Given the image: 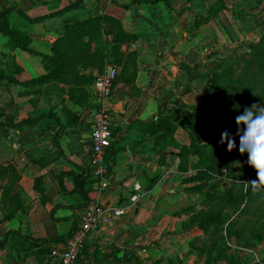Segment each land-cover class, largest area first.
<instances>
[{
    "label": "crops",
    "instance_id": "obj_1",
    "mask_svg": "<svg viewBox=\"0 0 264 264\" xmlns=\"http://www.w3.org/2000/svg\"><path fill=\"white\" fill-rule=\"evenodd\" d=\"M244 3L227 0L224 6L218 0H0V12L12 10L7 13L10 26L21 34L22 41L29 40L33 51L12 48L9 38L0 31V53L11 59L4 62H11L10 76L18 82L46 74L43 56L53 55V45L64 36L68 24L99 16L118 22L125 34L121 36L123 60L136 54L138 69L134 85L119 82L114 89L116 97L110 111L117 134L115 150L107 156L110 173L104 182L92 175L89 159L91 121L98 108L94 86L87 107L71 102L67 94L70 86L62 83L58 87L54 83L29 87L11 84V95L0 90V113L8 114L13 121L0 139V165L14 167L17 174H8L0 186L8 179H18L13 189L20 192L23 209L21 215L8 218L0 189V242L9 234L6 245L0 248V264H59L53 258L51 262L40 261L32 254L35 250L12 232L22 231L37 240L52 239L54 249L62 248L79 227L84 211L95 205L129 210L121 219L93 231L82 259L75 264L199 262L196 240L207 239L204 242L210 245V239L198 226H188L200 196L190 191L196 184L186 180L196 173L192 169L180 172L176 147L163 148L150 140L141 142L146 139L144 132L139 125H132L156 119L176 104L197 107L204 117H210L206 101L198 98L195 102V85H205L202 76L215 66L211 60L217 56L215 53L236 47L237 38L249 39L255 34L254 28L248 31L243 23ZM34 19L41 20L31 22ZM112 38L106 37L107 41ZM75 75L70 78L75 79ZM29 118L31 122L20 125ZM174 137L180 145H189V135L182 128L178 127ZM116 149L119 152L114 154ZM83 172L92 181L88 206L75 192L74 176ZM136 185H140V191L135 190ZM136 194L140 198L132 203L131 197Z\"/></svg>",
    "mask_w": 264,
    "mask_h": 264
},
{
    "label": "trees",
    "instance_id": "obj_2",
    "mask_svg": "<svg viewBox=\"0 0 264 264\" xmlns=\"http://www.w3.org/2000/svg\"><path fill=\"white\" fill-rule=\"evenodd\" d=\"M218 1L225 6L227 0ZM250 1L253 0H244L248 3ZM255 1L258 5L263 0ZM10 11L12 10L7 9L0 12L1 33L9 38L12 48H20L33 53L29 48V40L22 41L21 34L10 26L7 19V13ZM40 20L34 19L31 22ZM259 26L263 27V24L259 23ZM109 35H112V41H107L106 37ZM124 35L117 21L104 16L68 24L64 36L53 45V55L43 56V66L46 74L24 83H20L15 77L10 76L11 62L7 64L4 62L5 59L9 60L10 58L0 53V90L11 95V84L29 87L54 83L58 87L62 83L70 86L67 94L71 102L87 107L91 97V89L98 76L104 74L110 67L118 69V76L113 83L114 89L119 82L134 85V79L138 71L135 61L136 54H131L125 61L123 60L120 49L124 41L121 36L124 37ZM86 37H88V41H85ZM93 43H95L94 49L92 48ZM248 49L249 53L240 58L241 64L239 60L235 61L230 56L222 62L216 63L210 72L202 76V82L209 91L210 117H204L197 107L176 104L170 111L160 112L156 119L146 123L135 122L132 125L134 127L139 125L144 132L146 139H142L141 142L150 140L163 148L174 146L179 149L177 154L180 162L178 170L184 173L190 169L197 171L196 175L186 180L187 182L214 179L222 167L227 170L226 175L222 173V170L221 174L231 180L232 183L231 185H225L224 192L213 191V188L217 187L213 184L212 186L207 185L208 188L210 187L207 191H204L203 186L197 185L190 189L193 193L205 197L208 203L217 202L222 204V209L218 211L210 209L206 212H193V216H191L188 223V226H198L211 239L209 247L200 249L198 252L199 258H202L204 253L206 254L205 264H219L222 261L227 262V264H243V259L239 253L230 254L228 241L234 242L235 239L238 246L245 248L258 247L264 243V226L252 229L243 227L237 230L235 223L230 221L231 215L235 213H247L249 204L255 196L261 194L260 190L254 192L251 186L246 188L240 183V181H246V174L238 173L229 164L235 159V154L238 152V137L236 138L237 147L231 153L227 151L226 144L219 143L221 132L225 129L235 136L237 131L235 117L243 111L244 107L252 104L264 105V30L260 33L259 39L252 42ZM215 54L219 55L218 53ZM235 65L239 67V72L234 69ZM120 66L121 71H119ZM16 71L20 72V69L17 68ZM81 71L84 72L82 75H80ZM72 74H76V78L73 80L70 78ZM3 81L6 82L2 83ZM28 122H31V118L21 121L20 125ZM12 125L11 117L8 114L3 115V113H0V139L6 135ZM178 127L188 133L189 145H180L175 139L174 135ZM116 134L117 132L113 130L114 138H116ZM111 150L112 152L115 150L113 146L108 151V155ZM116 151L114 154L119 152L118 149ZM191 156L197 157L196 162H190ZM246 167H250L248 163ZM10 173L14 177L17 176L14 167L0 165V181L6 180L7 175ZM74 177L76 180L75 192L82 197L86 206H88L91 203V189L88 187L92 184V181L89 180L90 176L83 172L76 174ZM8 180L9 182L4 186L1 185L0 189H3L4 210L8 218H11L16 213L21 215L23 209L20 192L13 189L18 179ZM154 183L153 181L150 188H153ZM12 189L14 195L11 193ZM225 210H231V213L229 211L225 213ZM12 233L21 236L30 245V250H35L32 254L37 256L40 261L47 260L51 262L54 249L52 239H33L23 234L22 231ZM246 233L249 234L248 237H246ZM8 239L9 234H6L0 242V248L6 245ZM60 240H64V238ZM84 252L85 247L80 253L78 261L82 259ZM260 264H264V258Z\"/></svg>",
    "mask_w": 264,
    "mask_h": 264
},
{
    "label": "rangeland",
    "instance_id": "obj_3",
    "mask_svg": "<svg viewBox=\"0 0 264 264\" xmlns=\"http://www.w3.org/2000/svg\"><path fill=\"white\" fill-rule=\"evenodd\" d=\"M242 15H243V23L246 26L247 30L254 28L255 34H257V39L255 34L253 33V37L250 36L249 39L247 38H237L236 39V47L230 48V50H226L223 53H220L216 57H213L211 60H213V64L215 65L216 63L222 62L223 60L229 58L231 56L232 59H235V61L239 60V63L241 64V57L246 56L249 53V45L253 41H257L260 37V33L264 30V0L260 4H256V1H250L245 2L242 6ZM259 23L263 24V27L259 26ZM252 26V27H250ZM257 26V28H255ZM255 36V37H254ZM210 60V59H209ZM234 69L239 72V67L237 65L234 66ZM196 89L194 91L195 93V102H198L199 100L205 102L209 106V91H207L206 86L203 85L201 86L200 83L196 82L195 85ZM210 107V106H209ZM210 115H211V109H210ZM187 135L185 134V138ZM179 140H183L182 137L179 138ZM178 149V148H177ZM179 151V149H178ZM177 151V153H178ZM196 159L194 156L190 157V162ZM239 161V165H237L235 162ZM194 163V162H193ZM229 164L232 165V168L234 170H237L238 173H245L246 174V181H252L257 179L256 172L253 168L246 167L247 166V154L244 156H241L239 154V151L235 154V159ZM224 167H222L214 177V179H202L201 181L194 182L197 186H203L204 191H207L210 189L208 188L207 185L212 186L216 185L217 187L213 188V191L215 192H224L225 191V185H231L232 181L228 180L226 176H223L227 174V172H223ZM193 171V170H192ZM195 171V170H194ZM197 174V171H195ZM195 174V175H196ZM228 183V184H227ZM260 196H255L253 201L249 204L248 207V212L247 213H242L238 212L235 213L234 215H231V220L235 223V227H237V230L242 229L245 227L246 229H252V228H260L261 226H264V188L260 190ZM200 196V201L197 203L193 209L192 212L198 213V212H206L209 211L210 209H216V211L222 209L221 203L217 202H209L205 200L206 198ZM208 204V205H207ZM243 207V206H242ZM229 211L231 213V210H225V213ZM225 234V232H224ZM206 235V234H205ZM208 238L209 236L206 235ZM249 234L246 233V237H248ZM210 239V238H209ZM211 240V239H210ZM204 241H207V239H204ZM198 240L196 242L195 246V251L198 254L200 249H207L209 245L207 242H204ZM227 245L229 247L230 254H235L239 253L240 257L243 259V264H260L262 259L264 258V243L258 247H242L238 246L236 244V240L234 239L233 241H228ZM199 257V256H198ZM199 262H196V264H205L206 261V254H203V257H200ZM224 262V261H222ZM221 262V263H222ZM227 264V262H225ZM224 263V264H225Z\"/></svg>",
    "mask_w": 264,
    "mask_h": 264
},
{
    "label": "built area",
    "instance_id": "obj_4",
    "mask_svg": "<svg viewBox=\"0 0 264 264\" xmlns=\"http://www.w3.org/2000/svg\"><path fill=\"white\" fill-rule=\"evenodd\" d=\"M118 76V69L110 67L106 72L98 76L94 84V92L98 100V108L91 121L89 159L92 175L101 181H105L110 173L109 164L106 162L108 151L114 142L113 118L110 104L115 95L113 83ZM223 172H227L224 168ZM140 191V185L135 186ZM138 194L131 197V202L139 200ZM129 207H114L111 205H95L84 211L81 223L77 230L67 240L62 248L52 251V258L59 264H75L80 253L85 247L89 235L97 231L103 225H109L115 220L121 219L128 213Z\"/></svg>",
    "mask_w": 264,
    "mask_h": 264
},
{
    "label": "clouds",
    "instance_id": "obj_5",
    "mask_svg": "<svg viewBox=\"0 0 264 264\" xmlns=\"http://www.w3.org/2000/svg\"><path fill=\"white\" fill-rule=\"evenodd\" d=\"M237 131L233 136L229 130L221 132L219 143L227 145L231 153L236 149V138L239 139V154H247V163L257 175L256 180L240 181L246 188L259 191L264 188V105L252 104L244 107L243 111L235 117ZM239 165V161L235 162Z\"/></svg>",
    "mask_w": 264,
    "mask_h": 264
}]
</instances>
